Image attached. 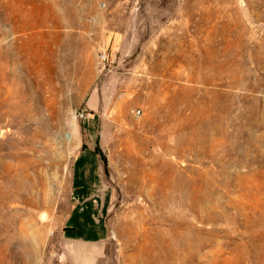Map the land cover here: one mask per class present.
I'll use <instances>...</instances> for the list:
<instances>
[{
	"label": "rangeland",
	"instance_id": "rangeland-1",
	"mask_svg": "<svg viewBox=\"0 0 264 264\" xmlns=\"http://www.w3.org/2000/svg\"><path fill=\"white\" fill-rule=\"evenodd\" d=\"M83 145L94 264H264V0H0V264H72Z\"/></svg>",
	"mask_w": 264,
	"mask_h": 264
},
{
	"label": "crops",
	"instance_id": "crops-1",
	"mask_svg": "<svg viewBox=\"0 0 264 264\" xmlns=\"http://www.w3.org/2000/svg\"><path fill=\"white\" fill-rule=\"evenodd\" d=\"M82 150L73 167L80 168L79 179L72 171L70 209L63 229L72 264H94L106 242L105 215L112 200V190L102 176L100 162L92 170L81 160Z\"/></svg>",
	"mask_w": 264,
	"mask_h": 264
},
{
	"label": "trees",
	"instance_id": "trees-1",
	"mask_svg": "<svg viewBox=\"0 0 264 264\" xmlns=\"http://www.w3.org/2000/svg\"><path fill=\"white\" fill-rule=\"evenodd\" d=\"M84 148H85V145L82 146V150H84ZM94 152H95V153L98 152V148H97V147L94 148ZM102 167H103V171L105 172V168H106V166H105V160H104L103 157H102Z\"/></svg>",
	"mask_w": 264,
	"mask_h": 264
},
{
	"label": "built area",
	"instance_id": "built-area-1",
	"mask_svg": "<svg viewBox=\"0 0 264 264\" xmlns=\"http://www.w3.org/2000/svg\"><path fill=\"white\" fill-rule=\"evenodd\" d=\"M136 115H139L140 114V110L138 109V110H136Z\"/></svg>",
	"mask_w": 264,
	"mask_h": 264
}]
</instances>
